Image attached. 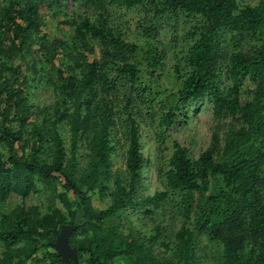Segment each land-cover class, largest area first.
Masks as SVG:
<instances>
[{"label":"trees","instance_id":"1","mask_svg":"<svg viewBox=\"0 0 264 264\" xmlns=\"http://www.w3.org/2000/svg\"><path fill=\"white\" fill-rule=\"evenodd\" d=\"M69 1L0 0V204L12 194L26 202L42 192L40 184L53 199L47 210L21 205L1 217L0 264H63L50 246L62 225L78 227L70 245L79 264H264V0L244 7L240 0H79L90 14L63 22L74 30L73 39L50 41L42 35V14L58 17ZM143 6L157 19L180 14L194 19L184 66L170 74L172 90L138 86L142 65L134 56L147 49L143 60L152 77L165 56L158 45L129 42L111 21L112 8ZM227 32L237 36L231 39L236 47L222 60L219 47ZM245 37L253 39L248 49L241 45ZM41 64L56 67L57 95L42 109L29 96L31 83L42 80ZM246 79L255 88L243 105ZM205 98L218 122L232 118L241 127L223 138L214 131L197 160L174 142L168 165L158 170L164 191L137 200L147 164L144 118L165 131ZM121 123L126 170L115 175L113 143ZM84 141L88 162L78 174ZM95 195L105 209H97ZM128 211L161 220L150 236L134 229L125 233L111 222ZM203 241L212 254L201 247Z\"/></svg>","mask_w":264,"mask_h":264},{"label":"rangeland","instance_id":"2","mask_svg":"<svg viewBox=\"0 0 264 264\" xmlns=\"http://www.w3.org/2000/svg\"><path fill=\"white\" fill-rule=\"evenodd\" d=\"M258 2L259 0H240L239 5L240 7L246 5L255 6ZM0 6H2L1 3ZM111 11V21L113 24L120 27L129 42L137 43L141 48H144V46H146V48L149 47L147 45L148 43L152 44L151 48L153 45H158L165 56L163 61L164 67L162 68L163 71L160 70V73L158 72V75L156 74L154 77L150 76L147 72L148 65L143 60L148 54L147 49L145 53L140 52L134 56V60L141 61L142 65V73L138 86L142 88H151L155 92L172 90L173 85L170 74L176 66L181 68L184 66V58L189 45L187 36L195 24L194 19L183 14L179 16L165 15L157 19L154 17V13L150 10V7L145 6L131 11L121 8H112ZM59 12L60 15L55 18L51 17V14L47 13V11L42 14V35H47L50 41H53L55 38L71 41L74 36V30L65 26L63 22L76 15L89 16V8L79 0H70L63 4V9ZM234 36L236 35L227 32L223 37L219 47V54L222 60L235 50V44L231 43V39ZM251 44H253L252 38L245 37L241 41V45H243L242 47L245 49H248ZM34 58L36 61L40 60L39 58ZM55 70L56 67L42 64L37 67V77L42 76V80L31 83L29 92L30 101L37 108L42 109L56 102L57 95L53 88ZM24 72H26V68ZM30 76H33V73H30ZM223 82L225 86H228V82L225 81V78H223ZM254 88L255 85L250 82V80L246 79L244 81V86L241 90L243 105L249 100V92L253 91ZM120 102L121 107H123L124 102H122V98H120ZM138 105L140 108L144 107L140 99H138ZM156 105V109L160 110V105H162L161 98L157 99ZM120 115L124 120L125 116L123 111L120 112ZM122 125L121 123L113 143L112 168L115 175H123L126 170L125 155L127 151V142ZM241 125L242 122L234 121L232 118L222 119L218 122L214 114L213 104L207 98L188 106L180 115L175 126L165 131L158 128L157 123L152 124L151 119L144 118V122L142 123V144L143 154L147 159V164L143 171V180L137 191L136 199L141 200L154 196L157 192L164 191V187L158 177V170L161 166L166 167L168 165V161L173 153L174 142H178L182 146L188 148L192 158L197 160L200 155L210 147L214 131H220L223 138L224 134L228 131L232 130L234 127L239 129ZM158 136H161V142L158 141ZM65 139L68 145L69 136L67 134H65ZM0 150H3L1 145ZM88 156L89 150L84 141L79 152L78 174L86 167ZM44 159L50 161L49 156H45ZM39 188L42 192L38 195L32 194L26 202H23L18 195L12 194L5 204H0V221L3 215L11 213L15 208L21 205H24L27 209L37 205L43 210H47V207L51 205L53 199L48 192L44 191L41 184ZM94 202L98 210L106 208L105 204L99 203L97 195L94 196ZM143 213L137 214L128 211L122 216L121 220L114 219L111 223L119 224L125 233L134 229L142 232V235L150 236L153 233L154 226L157 225L161 219L159 217L154 219L146 217ZM167 224H169V221H167ZM169 226L170 225H167V227ZM171 227H173V225H171ZM179 228L180 225L177 223L173 231L168 233L171 239ZM201 247L206 249L208 254H212L210 245H208L206 241H203ZM164 250V248L157 247V251L160 253L164 252ZM3 251L4 248L0 245V255ZM205 262L212 263L210 260H206ZM115 264H122V262L117 260Z\"/></svg>","mask_w":264,"mask_h":264},{"label":"water","instance_id":"3","mask_svg":"<svg viewBox=\"0 0 264 264\" xmlns=\"http://www.w3.org/2000/svg\"><path fill=\"white\" fill-rule=\"evenodd\" d=\"M77 229L76 225H62L55 242L50 243V246L58 252L63 264H79L77 249L70 245V237Z\"/></svg>","mask_w":264,"mask_h":264}]
</instances>
